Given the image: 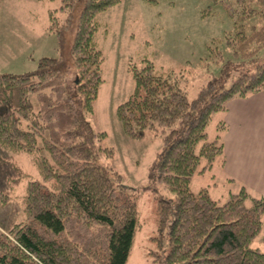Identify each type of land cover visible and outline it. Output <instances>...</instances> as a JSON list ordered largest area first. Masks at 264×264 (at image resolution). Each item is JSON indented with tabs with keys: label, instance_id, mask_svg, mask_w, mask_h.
<instances>
[{
	"label": "trees",
	"instance_id": "trees-1",
	"mask_svg": "<svg viewBox=\"0 0 264 264\" xmlns=\"http://www.w3.org/2000/svg\"><path fill=\"white\" fill-rule=\"evenodd\" d=\"M59 1L49 10L59 58H43L25 74H0V146L33 155L40 172L26 187L25 220L0 233V264H127L137 203L122 175L103 163L114 154L102 145L106 132L89 122L104 81L97 16L122 0ZM206 1L202 17L221 8L233 21L224 40L237 62L225 64L193 100L180 85L183 73L160 71L147 59L140 67L131 62L135 87L117 118L130 139L151 132L162 140L148 180L174 194L156 206L157 227L168 235L166 264H264V252L253 246L263 229L264 196L243 187L221 203L208 189L191 190L194 177L224 157L227 125L220 121L210 140L213 117L230 100L264 90V0ZM216 56L225 61L220 51ZM232 72L237 76L226 88Z\"/></svg>",
	"mask_w": 264,
	"mask_h": 264
},
{
	"label": "rangeland",
	"instance_id": "rangeland-1",
	"mask_svg": "<svg viewBox=\"0 0 264 264\" xmlns=\"http://www.w3.org/2000/svg\"><path fill=\"white\" fill-rule=\"evenodd\" d=\"M59 6V0H0V74H25L37 69L43 58H59V38L49 29V10ZM209 6L206 0H122L97 16L104 81L89 122L95 131L106 132L102 145L114 154L103 158V163L122 175L123 187L137 203V231L127 264H166L168 235L157 227L156 206L158 198L174 199L173 193L148 180L149 168L162 151L161 138L148 132L144 140L130 139L117 118L118 107L135 87L129 64L140 67L147 59L160 71L183 73L180 85L190 100L195 99L213 77L222 75L225 64L237 62L224 40L233 30V21L221 8L214 16L202 17ZM217 51L224 62L218 61ZM236 76L237 72L231 73L226 88ZM12 99L16 106L18 90ZM221 120L222 114L213 117L207 130L210 140L216 137ZM33 158L0 146V233L25 220L26 187L40 179ZM218 163L205 175H196L191 190L197 194L208 189L213 199L224 203L236 190L225 182ZM253 246L264 252V218Z\"/></svg>",
	"mask_w": 264,
	"mask_h": 264
},
{
	"label": "crops",
	"instance_id": "crops-1",
	"mask_svg": "<svg viewBox=\"0 0 264 264\" xmlns=\"http://www.w3.org/2000/svg\"><path fill=\"white\" fill-rule=\"evenodd\" d=\"M224 157L218 163L222 177L238 193L246 187L264 196V90L232 99L222 120Z\"/></svg>",
	"mask_w": 264,
	"mask_h": 264
}]
</instances>
